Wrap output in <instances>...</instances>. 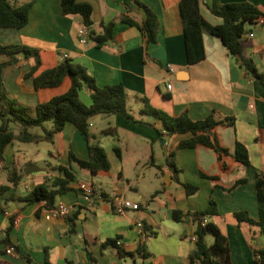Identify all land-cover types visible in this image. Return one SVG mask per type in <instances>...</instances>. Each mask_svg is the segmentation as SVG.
Returning <instances> with one entry per match:
<instances>
[{
    "label": "crops",
    "instance_id": "crops-1",
    "mask_svg": "<svg viewBox=\"0 0 264 264\" xmlns=\"http://www.w3.org/2000/svg\"><path fill=\"white\" fill-rule=\"evenodd\" d=\"M77 1L92 6L95 32L101 31L103 23L115 24L113 40L100 48L89 37L81 43L79 16H63L60 0H36L29 23L21 29H3L8 30V39L0 42L38 49L42 58L39 72L69 59L83 65L100 88L122 84L131 117L100 116L118 141L119 147L115 148H119L120 157L116 154L108 175L92 176L72 165L76 176V182L71 184L73 190L58 196L55 205L64 203L73 210L66 218H48L44 202L28 203L24 197L37 185L50 186L59 175L60 166L70 168V152L88 159L87 142L68 124L56 135L61 136L63 153L57 148L55 151L56 139L51 143L54 150H48L55 163L40 168L39 172L44 173L23 174L17 185L10 182V175L36 163L30 161L18 168L15 156L7 163L10 146L7 147L4 160L0 161V239L13 219L10 239L19 252L11 253L10 247L0 244V264H45V259L50 264H189V255L195 248V224L189 215L176 222L173 213L204 211L210 200L216 202L219 215L208 220L227 237L231 264H253L254 250L264 249V237L257 226L238 222L234 215L247 212L255 220L259 216L256 176L259 172L264 174V82L253 78L222 42L207 32L203 33L205 58L188 64L180 0H137L158 18L157 41L148 45L137 28L121 21L125 14L138 23L145 19L143 10L132 0ZM219 1L250 2L264 11V0ZM205 4L210 1L201 5L203 17L212 25L222 24ZM245 29V54L258 73L264 75V22H255ZM8 59L1 55L0 62ZM13 64L3 71L5 85L8 89L10 82L14 90L8 89L9 93L30 108L69 87L66 79L55 90H35L32 78H25L33 61L17 56ZM82 92L90 104V91L84 88ZM143 97L154 108L172 116L187 112L194 121L211 114L217 120L233 118L234 126L216 127V136L230 153L236 142L245 145L250 165L245 166L230 155L219 157L202 145L177 149L180 141L191 135L165 133L159 121L142 112ZM133 103L138 114L131 107ZM112 116L115 127L108 122ZM171 152L177 174L168 164ZM241 180L244 182L236 185ZM184 184L195 186L196 194L188 196ZM81 186L93 187L94 204L85 202ZM122 199L138 203L141 208L119 214L115 209ZM138 223L143 224V229ZM108 240H116L119 247L135 257L120 259L116 249L105 245ZM212 242L213 239L209 244ZM144 254L148 255L146 259ZM89 255L93 260H89Z\"/></svg>",
    "mask_w": 264,
    "mask_h": 264
},
{
    "label": "trees",
    "instance_id": "trees-1",
    "mask_svg": "<svg viewBox=\"0 0 264 264\" xmlns=\"http://www.w3.org/2000/svg\"><path fill=\"white\" fill-rule=\"evenodd\" d=\"M35 1L28 0L24 4L17 5L13 0H0V29L25 27L29 23L30 10ZM132 1L139 9L143 10L145 19L138 23L128 14H125L121 21L137 28L147 45L156 43L159 24L156 14L144 3L137 0ZM209 1L210 4L205 5L212 15L222 20V24L212 25L203 17L201 5L205 0H180L179 2L188 64H196L205 58L203 33L207 32L218 38L229 54L238 60L253 78L264 82V75L258 73L254 62L246 56L242 44L246 26L264 20V11L250 2L221 3L219 0ZM60 2L62 15L79 16L82 25L88 28V37L97 47H103L113 40L115 27L113 22L101 24L100 32L93 30V8L89 3H80L77 0H60ZM0 55L9 58L0 62V161L4 160L6 148L14 142L52 143L55 136L61 133L68 124L73 125L87 142L88 159L78 158L70 152V168L60 166L58 168L59 175L50 186L37 185L24 197L28 203L44 202L46 208H53L58 196L73 190L71 184L76 182V176L72 171V165L87 171L92 176L108 175L111 164L104 148L98 143H93L97 136L90 132L91 120L97 116L117 114L131 117L127 107L125 87L122 84H117L100 88L83 65L75 64L69 59H63L56 66L39 72L42 67L40 51L23 44H3L0 42ZM17 56L33 61V65L25 78H32L35 90L55 89L60 87L66 79L69 81V87L64 93L39 102L34 108L33 116L30 115L31 108L12 96L5 85L3 71L7 66L13 64V59ZM84 88L90 91L91 103L89 105H85L80 99V93ZM143 104L145 112L143 110L142 112L159 121L162 129L168 135H191L188 139L180 141L177 149H193L202 145L215 151L219 157L230 155L243 165H250L249 154L245 145L236 142L233 153H230L228 149L220 145L216 136V127L220 125L234 126L233 118L217 120L211 114L203 120L194 121L187 112L172 116L154 108L147 97H143ZM46 123H51L52 128L46 129ZM11 125L17 126L18 132H14L10 127ZM34 128H42L43 133L41 135L31 133L30 130ZM159 133L161 136L163 135L162 132ZM114 152L120 157L119 148H114ZM168 164L173 173L177 174L178 170L172 152L168 157ZM23 174L22 171L19 174L14 172L10 175V182L17 185ZM243 182L241 180L236 185ZM184 187L188 196L197 192V188L193 185L184 184ZM256 191L259 206L258 219H253L247 212H238L234 216L238 222L257 226L264 237V174L260 172L256 176ZM187 215L192 217L195 224V248L189 255V264H231L227 237L215 223L208 220L219 215L216 202L210 200L209 207L201 212L183 213L175 211L173 219L179 222ZM13 228V219H11L10 225L5 229L4 237L0 239V244L12 247L15 253H18V247L10 239ZM71 231H73V227H71ZM209 236L213 237L211 244L207 242ZM105 245L116 249L120 259L135 257L134 253L119 247L116 240H108ZM88 257L89 260H93L90 255ZM143 257L146 259L148 255L144 254ZM45 264H50L48 259H45ZM253 264H264V249L254 250Z\"/></svg>",
    "mask_w": 264,
    "mask_h": 264
},
{
    "label": "rangeland",
    "instance_id": "rangeland-1",
    "mask_svg": "<svg viewBox=\"0 0 264 264\" xmlns=\"http://www.w3.org/2000/svg\"><path fill=\"white\" fill-rule=\"evenodd\" d=\"M27 1L28 0H13V2L17 3V5L18 4H24ZM6 32H8V30L0 29V40L1 41H7L8 38L6 39ZM0 57H1V55H0ZM16 59L17 58L13 59V63H15L14 60H16ZM13 66L18 67L16 64H13ZM17 70L21 71L20 69H17ZM8 86H9L8 89H10L12 91L14 90V86L10 82L8 83ZM80 99L85 105H89V104H87L88 102H86L85 93L82 91L80 93ZM131 107H132L133 111L137 113V111H138L137 105L135 103H133ZM142 110H143V112H145L144 109H142ZM30 115L31 116L34 115V108L33 107L31 108ZM109 118H111L108 121L110 123V126L115 127L116 122H115L114 117L112 116ZM103 120L104 119H102V117H100V116H97L93 120H91L92 127H90V132H93L96 134L97 142L100 141V143L98 142L99 145H101L102 148H104V150L106 151V154L108 156L109 162L113 164V160H114V158H116V153L113 151V149L115 147H119V144H118V141L115 138V136H113L112 131H110V129H108V130L106 129V128H108V125H107V123H104ZM10 127L14 132H18L17 126L11 125ZM51 127H52L51 123L45 124L46 129H51ZM103 129H106V130H104V132L102 133L101 130H103ZM30 132L33 134L41 135L43 133V130H42V128H34V129H31ZM120 134L124 135V133L122 131H120ZM54 139H56L55 151L57 148L59 153L62 154L64 147L62 144L61 136H58V137L55 136ZM93 142L96 143V140H93ZM160 143H161V141H160ZM48 150H50V151L54 150L52 144L49 142H43V143H38V144L14 142L10 146L9 151L6 154V160H7V163L8 162L11 163L13 160V156H15L18 168L26 165V163H28L30 161H33L34 163H36L37 167L45 169L47 163H55V160L50 157ZM38 173H44V172H38ZM212 239H213V237L209 236L207 238V242L210 243Z\"/></svg>",
    "mask_w": 264,
    "mask_h": 264
},
{
    "label": "built area",
    "instance_id": "built-area-1",
    "mask_svg": "<svg viewBox=\"0 0 264 264\" xmlns=\"http://www.w3.org/2000/svg\"><path fill=\"white\" fill-rule=\"evenodd\" d=\"M259 21L264 22V20H259ZM252 36L253 34L250 35V37ZM78 37L81 43L86 42L88 38V28L86 26L82 25V27L79 29ZM168 68L171 71H173L171 66H168ZM167 87L168 89H171V85H168ZM81 188L83 191L85 202L91 205L94 204L93 197L95 194H94L93 188L91 186H81ZM140 208H141L140 204L132 202L130 200L122 199L118 201L115 211L119 214H123L128 210L138 211ZM72 210L73 208L71 206H68L64 203H58L53 208H50V209L46 208L45 214L48 218H66L67 216L71 214ZM137 225L139 228L143 229L142 223H138ZM194 241H195V238H194ZM9 252L15 253L12 247L9 248Z\"/></svg>",
    "mask_w": 264,
    "mask_h": 264
},
{
    "label": "water",
    "instance_id": "water-1",
    "mask_svg": "<svg viewBox=\"0 0 264 264\" xmlns=\"http://www.w3.org/2000/svg\"><path fill=\"white\" fill-rule=\"evenodd\" d=\"M14 62L16 63L17 62V59L14 60ZM39 171H41V169L39 167H37L34 164H31L28 167L24 168L23 173L28 176V175H30L32 173L39 172Z\"/></svg>",
    "mask_w": 264,
    "mask_h": 264
}]
</instances>
